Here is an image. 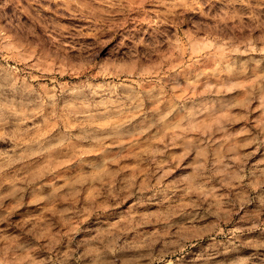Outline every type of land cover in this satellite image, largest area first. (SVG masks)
Here are the masks:
<instances>
[{"label": "rangeland", "instance_id": "obj_1", "mask_svg": "<svg viewBox=\"0 0 264 264\" xmlns=\"http://www.w3.org/2000/svg\"><path fill=\"white\" fill-rule=\"evenodd\" d=\"M0 264H264V0H0Z\"/></svg>", "mask_w": 264, "mask_h": 264}, {"label": "bare ground", "instance_id": "obj_2", "mask_svg": "<svg viewBox=\"0 0 264 264\" xmlns=\"http://www.w3.org/2000/svg\"><path fill=\"white\" fill-rule=\"evenodd\" d=\"M206 194L211 196V198L207 195L202 196V202L206 205V209L203 212H182L181 210L183 206L182 208L178 206L179 208H172L166 211L168 218H171V220H176L171 224L176 225L178 236L180 235L182 238L184 237L185 239L192 240L198 238L203 239L206 236H212V238H210L214 239L224 233V225L231 221L234 211H232V209H226L225 202L221 201L218 198H212L213 195L211 194ZM171 224H168L167 227L169 228ZM136 225L137 224H134V226H132V228H134L135 230L137 229ZM165 231H168L167 228L165 229ZM165 234L166 233H161L157 230L155 234H153V231L150 233H139V231L137 230L135 236L137 243L141 244L140 247L152 248L157 244L159 237H163ZM166 246L163 249H166Z\"/></svg>", "mask_w": 264, "mask_h": 264}]
</instances>
